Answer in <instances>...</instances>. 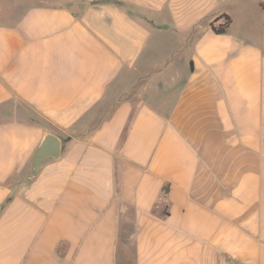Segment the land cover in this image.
Here are the masks:
<instances>
[{
  "label": "crops",
  "instance_id": "0c3cea01",
  "mask_svg": "<svg viewBox=\"0 0 264 264\" xmlns=\"http://www.w3.org/2000/svg\"><path fill=\"white\" fill-rule=\"evenodd\" d=\"M261 4L0 0V264H264Z\"/></svg>",
  "mask_w": 264,
  "mask_h": 264
},
{
  "label": "water",
  "instance_id": "95a60500",
  "mask_svg": "<svg viewBox=\"0 0 264 264\" xmlns=\"http://www.w3.org/2000/svg\"><path fill=\"white\" fill-rule=\"evenodd\" d=\"M61 140L52 133H46L31 158V171L27 174L29 180L33 179L39 172L42 162L47 158H55L60 154Z\"/></svg>",
  "mask_w": 264,
  "mask_h": 264
},
{
  "label": "trees",
  "instance_id": "16d2710c",
  "mask_svg": "<svg viewBox=\"0 0 264 264\" xmlns=\"http://www.w3.org/2000/svg\"><path fill=\"white\" fill-rule=\"evenodd\" d=\"M262 8L264 9V4H261ZM230 22V18L227 15H224V22L222 24H219L217 26L213 25V23H210V28L215 32V33H223L226 30V27L228 26ZM192 67V65H191Z\"/></svg>",
  "mask_w": 264,
  "mask_h": 264
},
{
  "label": "rangeland",
  "instance_id": "374dc122",
  "mask_svg": "<svg viewBox=\"0 0 264 264\" xmlns=\"http://www.w3.org/2000/svg\"><path fill=\"white\" fill-rule=\"evenodd\" d=\"M22 177L19 176V174H14L13 175V179L11 180L13 183H16L18 181H20Z\"/></svg>",
  "mask_w": 264,
  "mask_h": 264
}]
</instances>
